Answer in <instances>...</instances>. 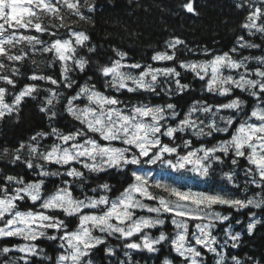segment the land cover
Segmentation results:
<instances>
[{
	"label": "snow or ice",
	"instance_id": "1",
	"mask_svg": "<svg viewBox=\"0 0 264 264\" xmlns=\"http://www.w3.org/2000/svg\"><path fill=\"white\" fill-rule=\"evenodd\" d=\"M234 6L247 13L240 25L247 36L264 40V0H235ZM176 7L200 15L194 0H177ZM95 10L94 0H0V121L8 117L19 123L25 98L36 101L45 92L38 107L49 129L36 131L15 147H0V160L24 165L39 178L26 181L24 175L0 170V239L25 242L0 251L22 253L18 259L23 264H95L97 249L116 258L109 264H132L131 252L154 255L157 264H174L162 252L167 246L180 264H208L209 255L214 264H261L252 256L241 259L230 251L241 247V232L232 230V213L223 214L217 206L235 213L248 209V236L264 224V55H243L244 50L262 45L239 35L226 52L205 48V60L182 61L177 60L180 46L188 52L198 50L180 38L166 42L165 51L153 54L152 61H176L180 69L204 82L205 92L228 98L217 104L194 100L182 115L172 102L152 104L138 96L137 103L131 97L121 99L124 94L141 93H164L171 99L183 95L190 85L181 83L177 67L129 62L127 52L117 48L107 62L94 59L97 49L88 43L89 35L71 25L76 20L91 22L86 13ZM60 29L65 30L63 37ZM37 53L48 57V67L59 65V79L37 71L26 79L54 87L26 83L19 92L11 91L6 86L16 88L17 78L25 76L21 70L25 63L31 59L32 65L37 64ZM73 72L83 74L86 82L77 84ZM95 77L102 79L103 90L93 82ZM65 114L76 122L67 131L57 126ZM196 141H201L199 146H194ZM142 163H160L206 179L219 172L245 195L238 198L225 191L182 190L160 180L150 182V176L138 170ZM225 166H230L227 171ZM113 170L127 183L115 198L108 195L113 191L109 183L89 184ZM241 171L242 185L237 182ZM53 177L59 183L49 192L46 182ZM166 222L174 226L171 236L165 231L151 234ZM45 240L56 243L55 256L37 243ZM112 241L119 244L113 246ZM120 250L125 260L119 259Z\"/></svg>",
	"mask_w": 264,
	"mask_h": 264
},
{
	"label": "trees",
	"instance_id": "2",
	"mask_svg": "<svg viewBox=\"0 0 264 264\" xmlns=\"http://www.w3.org/2000/svg\"><path fill=\"white\" fill-rule=\"evenodd\" d=\"M96 10L93 13H86L91 17V22L76 20V23L71 27L77 31H83L89 35L90 40L88 43L95 46L97 49L94 54V59H98L101 63L107 62L109 57H114L112 52L113 48H117L121 51L127 52L129 62H138L142 65L151 64L153 67H160V63L152 61L151 57L156 52H162L166 49V42L174 38H180L185 41L187 46L192 49L198 50L197 53L188 52L184 46H180L178 50L177 60L191 61L202 60L206 57L202 54V50L207 48L214 53H222L228 51L236 43V38L239 35H244L245 39L254 40L264 47V40L259 37H248L245 30L240 25L244 22L246 11L238 10L235 8V0H194V7L200 13L199 16H193L183 10H179L176 7L177 0H94ZM179 12V14H176ZM48 20L45 18V23ZM64 29H60V34L63 37ZM39 35V34H37ZM42 39H48L47 36L41 37ZM81 54H86L84 49H79ZM262 54L252 49L244 50L243 55L257 56ZM31 55V54H30ZM37 61L36 65L31 64V59L25 63L22 67V71L25 72V76L17 78V84L15 89L11 91L19 92L26 83H36L40 88L54 87L43 81H30L26 79L27 75H31L32 71H37L44 75H53L59 79V65L54 68L48 67V57L41 56L39 53L35 56ZM166 66H175L178 71H181V83H187L190 85V89L183 95L173 96L169 99L168 96L161 93L159 96L150 95L146 93L141 94H124L121 99L128 100L131 97L132 103H137V96L139 100L150 101L152 104H165L172 102L177 105V110L185 113L191 103L194 100H207L210 104L223 103L226 101L221 96H213L203 90V83L198 79H195L190 72H184V70L178 67L176 61H170L165 63ZM93 74L94 73H90ZM77 84H84L86 77L83 74L76 72L71 73ZM98 88H101L102 79L95 77L94 81ZM174 87V85H173ZM65 92H69L68 89H63ZM159 91V89H158ZM237 95H243L239 92ZM47 95L45 92H41L36 101L30 98H25L22 103V111L20 113V122L15 123L12 119L5 117L3 121H0V147L5 145L9 147H15L20 141H27L28 138L35 134L36 131H48V122L44 118L43 114L39 112V102L43 97ZM6 99L11 100L10 96ZM249 99V105L252 101ZM76 125V122L66 114L61 117L57 126L62 130L67 131L71 127ZM78 126V125H77ZM220 137L219 134H216ZM47 143V142H45ZM243 163V161H242ZM160 163L153 165L154 168H158ZM50 168L55 169V166L50 165ZM137 167V166H131ZM143 168H151L146 163H142ZM225 166L224 171L228 170ZM0 170L8 174L24 175L25 180L39 179L34 175H30L29 171L24 165L13 166L7 162V159L0 160ZM167 170L171 171L169 168ZM245 177L243 172H239L237 182L243 184ZM195 183L196 189H202L203 191L216 192L225 191L236 197H243L245 194L241 189L233 188L227 184L225 180L221 178L219 172L213 175L212 178L206 179L198 177ZM202 180L204 183H202ZM54 181L55 183H52ZM109 183L113 186V191L108 193L111 197L115 198L119 195V192L123 188L127 187L126 177L122 174L115 173L113 170L110 173H101L99 178H92L89 181L91 187H96L98 184ZM47 183L48 191L54 190L55 185L59 183V180L55 177L50 178ZM79 188L76 189L74 194H79ZM153 191H158L153 189ZM91 194V193H89ZM100 194V193H98ZM251 195V192L248 193ZM217 210L223 214L232 213L233 216V229L234 231H240L242 236L241 247L238 249H230L233 254H239L241 259H245L246 256H252L256 260L261 261L264 264V224L257 225L256 230L252 236H248L245 225L248 221L247 213L248 209H245L242 213H235L232 209L227 207L217 206ZM259 215V213H258ZM239 219L243 221V224L234 226V221ZM227 225V224H225ZM224 225V226H225ZM164 227V226H163ZM168 235L170 230L160 228ZM151 233L156 234L155 230H151ZM24 243V241L17 239H1L0 249L3 247L14 248L18 243ZM41 247L45 248L46 252L50 256H55L57 253V245L55 242L38 241ZM113 246L119 244L118 241L111 242ZM104 246H101V249ZM95 251V264H109L110 260H115V257H107L103 251L97 249ZM162 252L169 259H173L174 262L178 260L175 254L170 252L167 246L162 248ZM123 251H118L119 259H122ZM133 257V263L141 264L144 261L148 262L150 259L157 263L156 257L147 252H134L131 254ZM10 254H3L0 251V264H4L9 260ZM163 258V257H161ZM209 264V263H208Z\"/></svg>",
	"mask_w": 264,
	"mask_h": 264
},
{
	"label": "rangeland",
	"instance_id": "3",
	"mask_svg": "<svg viewBox=\"0 0 264 264\" xmlns=\"http://www.w3.org/2000/svg\"><path fill=\"white\" fill-rule=\"evenodd\" d=\"M254 50H257L258 53H261L262 51L264 52V47H261L260 49H254ZM260 55H264V53L260 54ZM191 61H195V60H191ZM168 62H170V61H168ZM158 63H161L160 67H165L166 66L165 63H167V62H158ZM254 63L255 62L253 61V64ZM163 79L164 78L161 77V80H163ZM188 138H191V139L195 140L194 137H188ZM200 143H201V141H197L195 144H197V146H199ZM150 165H152V164H150ZM138 170L141 171L142 173L148 174L150 176V182L151 181H155V180H160L162 183H169V184H172L173 186H177V187H180V184L185 183L184 185H181V189L182 190L191 189L192 191H202V190L193 189L191 187L192 186V181H191V178L189 177L187 172L186 173L185 172H179V173L178 172H174V173H171V172H168L166 170V168H164V167H159L157 169H145V168H142V167H138ZM190 174H192V173H190ZM192 175L194 176V174H192ZM216 192H222V191H216ZM147 203H152V202H147ZM143 214L144 215H148V213H143ZM166 224H167V226L166 225L165 226L170 230L169 236H171L172 233L175 231L174 226L171 225L170 222H166ZM165 226L163 228H165ZM223 227H227V225L223 226ZM152 230L156 231L155 235L153 233H151L154 236H158L159 232L162 231V230H160V228L152 229ZM218 234H219L221 240L225 239V236H224V234L222 232H219ZM12 252L16 255V256H13L15 259H18L19 257L23 256L22 253H19V252L15 251V250H13ZM132 253H134V252H131L130 254H132ZM122 260H125V259H122ZM208 263L209 264H214V260H213V258L210 255H209V258H208ZM132 264H134V263L132 262ZM141 264H157V263L150 259L148 262L144 261ZM174 264H176V263H174Z\"/></svg>",
	"mask_w": 264,
	"mask_h": 264
}]
</instances>
